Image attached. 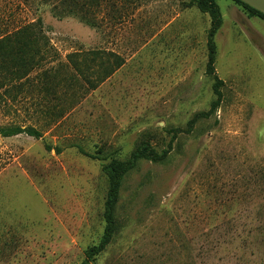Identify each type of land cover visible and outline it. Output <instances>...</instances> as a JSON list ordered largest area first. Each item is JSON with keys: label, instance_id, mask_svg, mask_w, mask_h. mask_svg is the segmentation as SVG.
I'll use <instances>...</instances> for the list:
<instances>
[{"label": "rangeland", "instance_id": "1", "mask_svg": "<svg viewBox=\"0 0 264 264\" xmlns=\"http://www.w3.org/2000/svg\"><path fill=\"white\" fill-rule=\"evenodd\" d=\"M216 2L220 106L124 176L90 264H264V18ZM79 3L58 17L43 0H0V37L40 18L47 39L26 49V76L0 78V125L42 131L0 136V264L80 263L104 230L102 165L141 141L165 148L214 98L210 18L192 0Z\"/></svg>", "mask_w": 264, "mask_h": 264}, {"label": "trees", "instance_id": "2", "mask_svg": "<svg viewBox=\"0 0 264 264\" xmlns=\"http://www.w3.org/2000/svg\"><path fill=\"white\" fill-rule=\"evenodd\" d=\"M235 1L245 7L251 14L264 18V14L260 11L250 7L240 0ZM43 2L51 3L52 12L58 17L67 14L76 15L83 9V5L79 3V0H43ZM192 2L200 11L206 12L210 18L209 28L206 34L207 60L205 64V72L213 79L212 92L214 98L210 102L209 108L195 113L187 121L185 127H176L170 130L171 137L165 148L156 150L149 144V142L141 141L140 144L130 153L128 158L124 160L112 158L102 165V170L108 180L103 211L105 221L104 230L98 243L87 249L84 259L78 264H90L94 256L101 252L110 243L115 229L114 207L118 200L124 176L139 160L144 159L152 162L163 161L169 154L172 148V142L179 133L190 132L199 120L209 118L220 106L222 100L221 87L223 86L224 81L218 77L215 71L214 62L216 45L214 42V35L222 23L221 11L216 0H192ZM29 36L33 37V42L24 41V39L29 38ZM37 43L47 46V39L43 34L40 18H37L33 22L26 23L15 31L6 33L0 37V78L4 83L21 79L26 76L27 72L34 66L31 55L29 56L30 61H25L26 49L28 51L32 50ZM11 52H15L14 56H10ZM16 59L18 61H15ZM106 70V68L103 69V77L111 72V69L108 71ZM19 133H25L36 138L42 135V131L32 125L22 126L17 123L0 125V136H12ZM56 149L58 150V148ZM79 151L87 154L82 148H79Z\"/></svg>", "mask_w": 264, "mask_h": 264}, {"label": "water", "instance_id": "3", "mask_svg": "<svg viewBox=\"0 0 264 264\" xmlns=\"http://www.w3.org/2000/svg\"><path fill=\"white\" fill-rule=\"evenodd\" d=\"M264 14V0H240Z\"/></svg>", "mask_w": 264, "mask_h": 264}]
</instances>
